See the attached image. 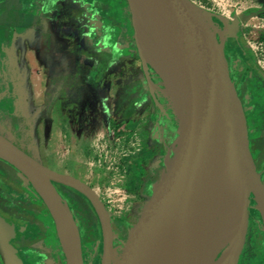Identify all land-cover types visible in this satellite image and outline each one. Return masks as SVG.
Returning <instances> with one entry per match:
<instances>
[{
    "label": "rangeland",
    "instance_id": "rangeland-1",
    "mask_svg": "<svg viewBox=\"0 0 264 264\" xmlns=\"http://www.w3.org/2000/svg\"><path fill=\"white\" fill-rule=\"evenodd\" d=\"M192 1L210 14L233 85H244L249 147L264 181V76L253 72L256 67L264 74V54L251 48L264 44V30L254 28L264 23L242 17L247 6L237 8L236 0ZM239 38L245 43V56ZM135 40L137 30L126 0H0V135L43 166L95 192L111 216L114 264H134L136 233L152 215L149 201L164 205L165 183L159 170L176 167L181 151L168 86L148 64V79L126 73L121 66L122 58L134 56ZM231 40L235 44L227 46ZM2 162L0 168L17 177ZM0 174L23 191L0 184L7 206L16 205L15 211L25 214L30 210L19 202L30 200L38 213L26 216L54 235L44 242L51 263L67 264L56 223L35 188L19 173L17 179L1 169ZM63 187L81 232L84 263L100 264L98 218L83 196ZM6 227L4 237L11 247H18L23 237L38 239V227L30 232L25 226H12L11 231ZM151 230L152 226L143 228V240ZM16 252L22 254L21 264L46 260L32 248ZM253 263L261 264L257 259Z\"/></svg>",
    "mask_w": 264,
    "mask_h": 264
},
{
    "label": "water",
    "instance_id": "water-1",
    "mask_svg": "<svg viewBox=\"0 0 264 264\" xmlns=\"http://www.w3.org/2000/svg\"><path fill=\"white\" fill-rule=\"evenodd\" d=\"M134 30L139 16L153 31L161 29L186 56L182 77L183 127L176 167L169 170L165 198L142 227L152 226L141 251L134 244V264H238L245 239L251 198L264 226V183L249 147L243 103L230 77L210 14L191 0H126ZM143 52V51H142ZM240 52L243 48L240 46ZM145 78L148 68L139 54ZM148 64L177 97L161 63ZM263 76L264 74L261 73ZM0 160L29 180L56 223L67 264H84L79 228L55 184L83 196L102 231L100 264H114L115 247L109 212L93 190L78 180L40 164L0 135ZM175 172L173 178L170 174ZM52 205V210L49 203ZM162 208V209H161ZM62 221L65 242L56 215ZM136 238V237H135ZM1 264H18L14 250L0 235Z\"/></svg>",
    "mask_w": 264,
    "mask_h": 264
},
{
    "label": "flooded vegetation",
    "instance_id": "flooded-vegetation-1",
    "mask_svg": "<svg viewBox=\"0 0 264 264\" xmlns=\"http://www.w3.org/2000/svg\"><path fill=\"white\" fill-rule=\"evenodd\" d=\"M236 4L238 6L237 8H240V9L244 8V6H247V8H245L244 11L241 12V16L242 17H244V16H252L253 21H257L258 23L261 21L262 23H264V19H260V17L264 16V0H236ZM22 9H21V12H23V14L25 15L26 14V10L22 11ZM239 15H240V13H239ZM239 15H237V16H239ZM255 27L259 31L260 30H264V24H262V25L261 24L254 25V28ZM238 42H239V45L242 48L246 47L244 41L240 40V38L238 39ZM231 43L235 44V42L233 43V41L231 40V42H227V46L228 45L231 46ZM237 54H239L238 50H237ZM225 55H227V54H225ZM246 64H247V62H246ZM247 66L251 68V66L249 64ZM253 72H255L256 74H259V75L262 76V74H260V71L256 67L253 69ZM230 74H232V73H230ZM231 77H232V80L234 82L233 75H231ZM262 80H263V85H264V77H262ZM243 86L244 85H236L235 87L237 88L238 92H241L242 97H241V95L239 93H238V95L240 96L241 101L244 102V100H245L244 93L245 92H244ZM244 104H245V102H244ZM12 119H13L14 122L15 121L17 122V118H13L12 117ZM263 129H264V124H263ZM255 160L256 159L254 158V161ZM0 161H2V160H0ZM5 164H7V163L5 162ZM255 164H257V161H256ZM7 165L9 167H11L15 171L17 177H15V175L14 176L10 175L11 173L8 170L5 171L3 168H0V169L2 171H4L5 173L9 174L10 176H12L13 178L17 179L18 178L17 174L19 172L15 168L10 166L9 164H7ZM256 166L258 168V165H256ZM258 169H257V171H258ZM260 172H261V170L259 169L258 173L260 174ZM0 184L9 187L11 190H16L17 193H22L23 192L14 183H12L9 179L5 178V176H2L1 174H0ZM60 186H62V185L55 184V187H56L58 193L60 194V196L62 197V199H63V201H64V203L66 205V203H67L66 202V198H65V195L62 192V189L60 188ZM63 188L64 189H68L66 187H63ZM70 191H72V190H70ZM73 193L76 194V192H73ZM19 204H22V206H25L26 208H28V210H30L28 213H30L31 211L33 213H38V209L35 207V205L31 204L30 200L26 199V200H24L23 203L19 202ZM14 207H16V205ZM14 207L13 206H11V207L7 206V204L4 201V198L2 196H0V235L2 236V238L9 245L8 241L4 237L5 236L4 234H6V232L4 231L5 229H3V227H6V225H8V228H9L10 231H11V227L12 226L13 227L15 226V228L16 227H24L25 226V227H27V231L28 232L31 231V227H38V232H36V237H38V239L35 238V240H33V242H32L29 239V237L28 238L27 237H23L22 243L20 245H18V247L15 244H12V243H11V245L13 247H11L10 245L9 246L12 249L15 248L16 251H18V252L21 251L22 249H28V248L35 249L38 252L39 255H41V256L44 255L46 257V260H45L44 264H52L51 263L52 262L51 261L52 260L51 259L52 258L51 257V253H49V251L47 250L48 249L47 245H45L44 242L47 244V242L49 240L48 238L51 237V236H54V235L47 234V231H48L46 229L47 227L45 225H43L42 223H40L38 220H35V219H33V218L29 217V216H26V215H29L27 212H25V214H21L19 212H16ZM51 222H52V220H51ZM78 228H79V226H78ZM6 230H7V227H6ZM80 235H81V232H80ZM81 241H82V237H81ZM114 247H115V245H114ZM82 248H83V242H82ZM16 251L14 250L16 256L19 259V263L18 264H21V261L23 260L22 254H21V252L17 253ZM243 255H244V252H243V254L241 255V258H240V261H241V262H239L240 264H243ZM83 257H84V255H83ZM0 264H1V262H0Z\"/></svg>",
    "mask_w": 264,
    "mask_h": 264
},
{
    "label": "bare ground",
    "instance_id": "bare-ground-1",
    "mask_svg": "<svg viewBox=\"0 0 264 264\" xmlns=\"http://www.w3.org/2000/svg\"><path fill=\"white\" fill-rule=\"evenodd\" d=\"M138 39L142 46V51H143L142 53L147 63L153 64L152 58L157 59L161 63L165 72L167 73L169 77V81L171 82V85L174 86L176 93L178 91L177 97H175L174 100H172V105L174 107L175 113L177 114L179 126L183 127V123H182L183 93L182 92L180 93V90H182V87H181L182 77H183L185 64H186L185 54H183L179 50V47L174 40L171 41L165 36V34L163 33L161 29L157 28L156 31H153L149 23L143 20L140 16H139V22H138ZM48 204L50 208L54 210L50 202ZM54 213L58 221L59 230L63 237V241L65 242V235L63 234L64 232H63L62 221L60 220V218L58 217L55 211ZM142 231H143V227L138 230V232L136 233V238H135L136 246L139 251L142 250L141 249ZM251 257H253V255ZM254 257H255V253H254ZM196 264H207V263L197 262Z\"/></svg>",
    "mask_w": 264,
    "mask_h": 264
},
{
    "label": "trees",
    "instance_id": "trees-1",
    "mask_svg": "<svg viewBox=\"0 0 264 264\" xmlns=\"http://www.w3.org/2000/svg\"><path fill=\"white\" fill-rule=\"evenodd\" d=\"M121 62H123V63H121L122 64L121 66L125 69L124 71L126 73H133L134 75H137V76L142 75V77L145 78V75H144V72L142 69L141 60H140V57L138 55L137 45L135 46V49H134V56L131 55V56L124 57L121 59ZM242 103H243V107L245 109V104L243 101H242ZM136 108H138V106ZM255 163H256V160H255ZM139 169H142V168H140V166H139ZM159 171L162 174L161 177L164 176L162 181H164V183H167L169 169L167 168V166H163ZM258 172H259V169H258ZM22 177H24V176L22 175ZM263 183H264V181H263ZM149 202H150V204H148V205L151 207V209H152L151 214L153 215L155 210H156L155 204H157V201L151 199V201H149ZM152 202H154L155 204H153ZM66 206H67V204H66ZM249 211L254 212V214L248 215V218H247L245 239H244V243H245L244 245L245 246L242 247V253L241 254H243V252H244L245 255H243V257L246 256L247 264H254L253 261L256 259L261 264H264V226H263L262 218H261V216H260V214L256 208V205H255L253 198H251ZM152 215H149V216L151 217ZM76 224H77V222H76ZM77 226H78V224H77ZM254 253H255V257H254ZM252 255H253V257H251ZM246 262H245V257H244L243 264H246Z\"/></svg>",
    "mask_w": 264,
    "mask_h": 264
},
{
    "label": "built area",
    "instance_id": "built-area-1",
    "mask_svg": "<svg viewBox=\"0 0 264 264\" xmlns=\"http://www.w3.org/2000/svg\"><path fill=\"white\" fill-rule=\"evenodd\" d=\"M192 1V0H191ZM193 2V1H192ZM252 49H256L257 51L259 50L260 53L264 54V44L263 43H259L256 44L255 46L253 45V47H251ZM260 63V62H259Z\"/></svg>",
    "mask_w": 264,
    "mask_h": 264
}]
</instances>
